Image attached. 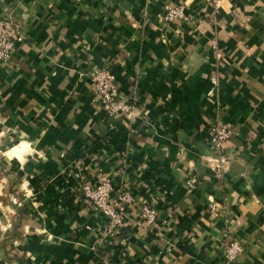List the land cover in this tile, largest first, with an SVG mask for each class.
Here are the masks:
<instances>
[{"label":"crops","instance_id":"obj_1","mask_svg":"<svg viewBox=\"0 0 264 264\" xmlns=\"http://www.w3.org/2000/svg\"><path fill=\"white\" fill-rule=\"evenodd\" d=\"M2 16L24 37L0 60V264H264V0H0ZM99 67L132 117L103 109ZM103 176L131 194L110 232L82 190Z\"/></svg>","mask_w":264,"mask_h":264},{"label":"built area","instance_id":"obj_2","mask_svg":"<svg viewBox=\"0 0 264 264\" xmlns=\"http://www.w3.org/2000/svg\"><path fill=\"white\" fill-rule=\"evenodd\" d=\"M185 17L184 7L182 4H167L164 9L163 18L165 20H174ZM24 31L21 23L11 16L0 17V60L7 61L16 44V41L22 40ZM91 86L95 96L100 101L103 109L108 114L121 112L127 116H133L134 112L131 106L122 98L115 96L114 75L107 67H99L90 74ZM213 148L217 152L221 161H225L226 156L225 142L231 135V129L223 123L213 124L211 127ZM196 181L195 176L187 180L189 187L193 186ZM111 184L109 178L103 176L94 185L83 184L82 190L87 198L98 208L107 220L104 229L110 232L113 227L117 226L122 220L124 204L131 200V194L128 190L120 192L115 199H111L109 192ZM140 215L142 218L151 223L156 219L157 209L147 203L140 206ZM224 257L227 263H232L242 249L239 241L227 239L228 235L224 232Z\"/></svg>","mask_w":264,"mask_h":264},{"label":"clouds","instance_id":"obj_3","mask_svg":"<svg viewBox=\"0 0 264 264\" xmlns=\"http://www.w3.org/2000/svg\"><path fill=\"white\" fill-rule=\"evenodd\" d=\"M0 135H2V133H0ZM29 195H31V193H29Z\"/></svg>","mask_w":264,"mask_h":264},{"label":"rangeland","instance_id":"obj_4","mask_svg":"<svg viewBox=\"0 0 264 264\" xmlns=\"http://www.w3.org/2000/svg\"><path fill=\"white\" fill-rule=\"evenodd\" d=\"M13 149H16V147H13ZM12 150V149H11ZM15 151V150H14Z\"/></svg>","mask_w":264,"mask_h":264}]
</instances>
